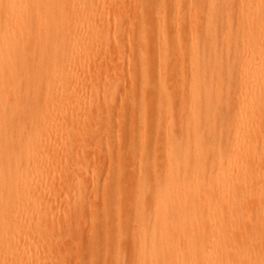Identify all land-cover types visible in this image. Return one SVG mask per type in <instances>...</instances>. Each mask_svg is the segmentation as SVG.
I'll return each instance as SVG.
<instances>
[{"label": "bare ground", "instance_id": "6f19581e", "mask_svg": "<svg viewBox=\"0 0 264 264\" xmlns=\"http://www.w3.org/2000/svg\"><path fill=\"white\" fill-rule=\"evenodd\" d=\"M106 1L0 0V264H40L55 179L63 170L74 177V147L95 137L92 120L75 115L92 114L99 100L81 94L80 80L105 56ZM189 1L187 10L182 0H140L154 46L150 69L143 48L137 57V83L153 77L154 120L164 123L135 111L127 162L141 141L144 159L120 195L132 215L104 229L118 254L131 232V256L114 264H264V0ZM74 168L84 178L85 167Z\"/></svg>", "mask_w": 264, "mask_h": 264}, {"label": "rangeland", "instance_id": "374dc122", "mask_svg": "<svg viewBox=\"0 0 264 264\" xmlns=\"http://www.w3.org/2000/svg\"><path fill=\"white\" fill-rule=\"evenodd\" d=\"M182 2L186 9L192 7L189 0H182ZM106 3V5L101 7V11L104 10L106 18L101 24V31L105 37L109 38L104 53L105 56L97 68H95L96 70L94 69L95 71L93 70V64L88 63L87 67H85L86 72L80 80V83L84 84V87L80 91L81 94L86 97V99H90L92 94L97 93L99 100H96L95 97V104L97 107H95V112L93 111L92 114L84 115L78 113L75 115L77 121L86 119L92 120V126H97L98 124V127L94 126V130L97 129L93 131L95 132V137L94 135H90L93 134V132L89 134L94 139L87 138V140H85L86 137L84 140L82 139L83 143L79 144L80 151L78 148L74 147V149L79 151V154L77 155L78 151L75 150V159L73 158L75 164L73 160L72 164L74 167L77 166V168L81 166L85 167L84 170L86 173L82 175L84 178L80 176L78 179L76 175L75 179V173L77 174V172H75L76 169L73 167V174L70 170L68 171L72 176L74 175L73 178L70 174L67 175V170H63L60 172V175H58L59 177L61 176V178L55 179L57 181L54 190H56L57 197L56 200L51 202V206L41 221L42 225L49 231L48 233L45 232L44 236L47 240L51 238V241H48L50 242L48 243L49 246L41 245L35 250V253L37 252V255H39L40 264H114L111 258L114 260L117 255L126 256L127 259L131 256V232H127L124 241L126 245L128 244L130 246L127 245V247L125 245L126 249L124 246L121 251H119L120 254H118L114 245H112V247L110 246L112 250L114 248L113 253H111L112 250L110 251V247H106L107 236L104 229L108 226L107 223L113 224L114 229H119L120 224H124L123 220L128 219L132 215V210L127 209V199L120 195L124 192L125 188L129 187L138 178L141 169V161L144 159L141 141L135 144L136 151L132 154L134 164L127 162L131 157L128 151L133 144L132 122L136 117L135 111L140 108V119H143L145 116V110L147 114L150 112L149 115L153 117L151 125L157 122L161 124L164 122L163 117L158 120L155 118L154 120V116L159 109L158 102L160 99L158 95H152V88L155 84L153 77L148 76L149 79L146 83L141 85L137 83L140 67L139 64H137V57L142 50L147 53L145 63H147L146 66H148V69H150L153 64L152 49L154 46V33L152 30L143 31L141 28L142 15H146L143 6L140 0H107ZM170 6L172 8L171 4ZM111 9L114 10L111 12ZM177 19L178 22L175 18H171L170 21H176L174 23L179 24L182 20H180L179 17ZM180 24L186 26L187 21ZM173 30L175 31L169 36L170 41H174L177 37L176 28L174 27ZM188 31V28H186L185 32L188 33ZM172 49L173 52L176 51L175 47ZM111 88L114 91V95L110 99ZM182 90L183 89L178 86L172 90V93L180 95ZM89 102L90 100H85L84 107H87ZM98 110L100 112H97ZM102 117L104 119H102ZM102 121H104L105 124L103 123V125H101ZM108 124L110 125L108 126ZM92 130L93 127L90 131ZM146 134L147 132H145V137ZM89 135H87V137H90ZM142 136L144 139V133H142ZM143 142L145 143V141ZM76 144H78V142ZM76 144L74 146H76ZM162 146H164V144ZM137 153L139 155H137ZM134 155L137 156L135 157ZM79 160L80 162H78ZM77 162L83 165L79 166L76 164ZM70 167L68 169H70ZM110 172L113 173V177L109 175ZM65 174L67 177H65ZM68 176L74 180L68 179ZM64 182H66L65 185H62ZM109 182H113L112 185ZM107 184L113 186L111 191L112 195L110 194L113 198V200L110 198L112 203L111 201L107 203L104 200L105 191H110ZM80 191L85 193H82L83 196H86L83 197ZM75 196L78 197L77 201L82 199L81 202H78L79 205L73 200H76ZM149 199L150 196L147 195L145 198L146 205L149 203ZM109 208L113 210V219L110 218V221L114 220V222L106 221V213ZM52 227L54 228L50 229ZM116 233L117 232H115V234ZM106 250L109 251V255Z\"/></svg>", "mask_w": 264, "mask_h": 264}]
</instances>
